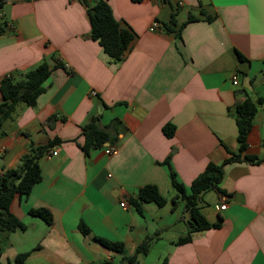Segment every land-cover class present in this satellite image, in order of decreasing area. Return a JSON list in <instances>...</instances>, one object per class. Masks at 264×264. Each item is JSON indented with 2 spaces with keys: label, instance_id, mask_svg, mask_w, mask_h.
<instances>
[{
  "label": "crops",
  "instance_id": "obj_1",
  "mask_svg": "<svg viewBox=\"0 0 264 264\" xmlns=\"http://www.w3.org/2000/svg\"><path fill=\"white\" fill-rule=\"evenodd\" d=\"M85 1L91 7L98 0ZM103 1L133 33L118 62L90 39L81 0H0V80L20 79L41 61L51 68L36 104L18 105L0 127V175L18 166L29 144L56 140V155L38 161L41 180L11 203L25 228L0 233L2 264L20 253H28L25 264H127L146 240L138 264H264V161L224 165V194L207 191L197 204L219 227L182 245L176 241L189 214L180 198L172 202L170 177L188 189L207 164L238 153L234 107L246 97L261 101L240 156L264 159V0ZM171 14L178 25L189 15L199 19L177 38L163 28ZM93 118L109 138L85 154L82 129ZM167 124L170 138L162 132ZM109 148L115 153L106 154ZM147 185L166 203H144L140 215L129 198ZM38 208L51 213L50 224L28 214Z\"/></svg>",
  "mask_w": 264,
  "mask_h": 264
},
{
  "label": "trees",
  "instance_id": "obj_2",
  "mask_svg": "<svg viewBox=\"0 0 264 264\" xmlns=\"http://www.w3.org/2000/svg\"><path fill=\"white\" fill-rule=\"evenodd\" d=\"M132 3H140L144 0H129ZM81 2L88 7L87 17L90 26V39L97 42L103 53L112 61L118 62L123 57L128 49V46L133 39V33L119 27L114 19L109 5L98 0L93 6H88L85 0ZM166 3V0H162ZM201 15L206 20H212L213 16L206 15L202 10ZM199 17L189 15L187 20L181 24H177L175 14H171L168 22L163 24V28L167 32H172L177 38H180L182 28L189 22L198 20ZM54 61V68L65 69L61 62ZM51 73V68L48 60L41 61L35 67L29 69L20 79L3 77L0 80V127L2 123L11 118L16 107L23 104L28 107H33L36 104L38 96L44 91V83L48 80ZM261 100L253 101L246 97L241 103L234 107V117L237 127L236 141L238 143V153L232 154L225 159L221 164L209 163L186 189L182 183L176 180L175 174L170 173L171 187L174 191L172 202L180 198L184 202V212L189 214L187 221L186 233L179 237L176 244L182 245L188 243L192 239V234L199 231H204L210 228H218V224H209L200 213L197 204L201 195L207 191H215L219 194H224V191L219 187L223 179L224 165L242 160L250 163H259L264 159H257L254 156H243L241 154L246 150V139L252 128V120L257 111ZM85 143L82 150L87 154L88 149L97 148L103 142L108 140L106 131L100 129L97 124V119H91L82 129ZM163 134L170 138L174 133V127L164 125L162 128ZM56 141V140H54ZM54 141H49L43 146H35L29 144L28 152L21 157L18 166L14 169L2 168L0 175V233L13 232L16 230L23 231L25 226L20 222L10 211L11 203L17 200L25 199L33 185L41 180V172L38 161L44 154L53 146ZM129 203L138 214H142V204L152 203L156 206H163L166 199L162 197L157 188L152 185H147L138 191L134 198H129ZM28 214L33 217L42 219L45 223L52 222L51 213L44 208L29 209ZM78 229L83 235H89V229L79 222ZM93 241L116 252H121L123 245L119 242H109L102 238L93 237ZM148 250V241L138 245L133 254L127 259V264H138L137 257L145 255ZM28 253H20L15 256L13 264H25ZM0 264L1 251H0ZM99 264H114L110 261H102ZM162 264H166L163 261Z\"/></svg>",
  "mask_w": 264,
  "mask_h": 264
},
{
  "label": "built area",
  "instance_id": "obj_3",
  "mask_svg": "<svg viewBox=\"0 0 264 264\" xmlns=\"http://www.w3.org/2000/svg\"><path fill=\"white\" fill-rule=\"evenodd\" d=\"M158 27V25H157V23H153L151 26H150V28H149V30L150 31H154L156 28ZM231 80H232V83L233 84H236V74L234 73V74H232V76H231ZM92 96H94L95 95V93L94 92H92V94H91ZM106 154H114L115 153V149H113V148H109L108 150H106V152H105ZM54 155H56V151L55 150H48L45 154H44V156H54ZM120 206H124V203H120ZM226 208V204H222L221 206H219L218 207V209L219 210H223V209H225Z\"/></svg>",
  "mask_w": 264,
  "mask_h": 264
},
{
  "label": "rangeland",
  "instance_id": "obj_4",
  "mask_svg": "<svg viewBox=\"0 0 264 264\" xmlns=\"http://www.w3.org/2000/svg\"><path fill=\"white\" fill-rule=\"evenodd\" d=\"M175 194V193H174Z\"/></svg>",
  "mask_w": 264,
  "mask_h": 264
}]
</instances>
